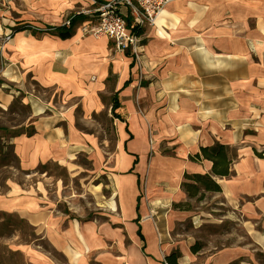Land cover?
<instances>
[{
  "label": "crops",
  "instance_id": "crops-1",
  "mask_svg": "<svg viewBox=\"0 0 264 264\" xmlns=\"http://www.w3.org/2000/svg\"><path fill=\"white\" fill-rule=\"evenodd\" d=\"M20 1V23L14 9L7 10L11 18L0 11V33L26 24L6 43L0 69V107L19 98L34 119L31 134L10 137L20 167L36 171L47 160L65 159L75 137L63 112L31 94L27 77L82 103L101 94L118 103L109 223L51 215L29 196L0 201L64 257L61 263L32 250L36 264H166L173 250L185 254L173 231L182 212L173 204L186 198L185 173L211 168L210 161L189 156L215 142L251 143L248 128L264 138V0H170L154 25L140 32L139 61L129 51H114L108 38L81 32L79 24L96 17L94 2L106 0ZM67 19L70 37L38 31ZM236 159L231 176L215 177L221 192L243 217L264 214V157L244 146ZM20 251L31 255L29 248Z\"/></svg>",
  "mask_w": 264,
  "mask_h": 264
},
{
  "label": "rangeland",
  "instance_id": "rangeland-1",
  "mask_svg": "<svg viewBox=\"0 0 264 264\" xmlns=\"http://www.w3.org/2000/svg\"><path fill=\"white\" fill-rule=\"evenodd\" d=\"M9 9H14L12 14L20 23L21 17L17 14L21 10V1H0V11L6 12L7 18H11ZM25 25L21 23L0 33V53H3L0 69L6 62V43L14 32L23 31ZM79 26L82 27L81 23ZM260 83V78L255 80L256 87H260ZM26 86L31 94L64 113L75 137L65 159L47 160L36 171L25 170L12 150L10 137L31 131L34 119L30 117V107L19 98L6 109L0 107V201L17 195L29 196L51 215L78 223H109L114 208L113 179L109 172L118 152L116 119L111 112L114 96L101 94L98 100L89 95L87 104L86 101L82 103L79 96H63L55 87L40 84L31 77L26 78ZM244 135L251 143L231 147L237 151L244 146L251 147L253 154L254 149L264 150L261 145L264 138L258 132L248 128ZM180 202L186 205L173 207L182 212L173 231L177 242L187 250L185 254L180 252L177 264H264V214L243 217L221 191L205 192L199 199L186 197ZM3 203H0V264H36L38 258L32 250L64 263V257L41 232L37 233V227L10 214L14 212L3 210ZM195 244L199 246L197 252L191 250ZM21 247L29 248L31 255L25 257Z\"/></svg>",
  "mask_w": 264,
  "mask_h": 264
},
{
  "label": "built area",
  "instance_id": "built-area-1",
  "mask_svg": "<svg viewBox=\"0 0 264 264\" xmlns=\"http://www.w3.org/2000/svg\"><path fill=\"white\" fill-rule=\"evenodd\" d=\"M170 0H106L94 2V21H84L81 30L94 37L112 41L116 52L129 51L139 61L142 44L140 32L154 25ZM70 25V19L63 22Z\"/></svg>",
  "mask_w": 264,
  "mask_h": 264
},
{
  "label": "trees",
  "instance_id": "trees-1",
  "mask_svg": "<svg viewBox=\"0 0 264 264\" xmlns=\"http://www.w3.org/2000/svg\"><path fill=\"white\" fill-rule=\"evenodd\" d=\"M38 31L55 34L61 38H67L73 34L72 29L64 25L58 27H48L46 29H38ZM117 107L118 103L114 97L111 104V112H113L114 117H117V115L114 113ZM32 132L33 131L31 130L27 132V134H31ZM254 154L256 157L262 158L264 157V150L259 152L254 149ZM236 158L237 150L226 144L215 142L212 145L200 147L199 152L190 155L189 159L195 162L208 160L211 162V168L210 171L206 173H185L183 175L181 189L185 192L186 197L189 199L197 197L199 199L204 195L205 192H220L221 187L216 181L215 177L227 178L231 176V165L233 161L236 160ZM183 205H186L185 202H178L173 204V207L181 208ZM198 248L199 246L195 244L193 247H191V250L193 252H197ZM179 254L180 252L177 249L173 250L168 256H166V264H177L176 260L179 257Z\"/></svg>",
  "mask_w": 264,
  "mask_h": 264
},
{
  "label": "bare ground",
  "instance_id": "bare-ground-1",
  "mask_svg": "<svg viewBox=\"0 0 264 264\" xmlns=\"http://www.w3.org/2000/svg\"><path fill=\"white\" fill-rule=\"evenodd\" d=\"M43 259H45V260H47L48 262H49V259L48 258H46L44 255H42V254H39Z\"/></svg>",
  "mask_w": 264,
  "mask_h": 264
}]
</instances>
